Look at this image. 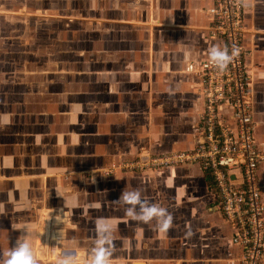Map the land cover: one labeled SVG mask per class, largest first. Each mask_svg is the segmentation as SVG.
<instances>
[{"label": "crops", "instance_id": "1", "mask_svg": "<svg viewBox=\"0 0 264 264\" xmlns=\"http://www.w3.org/2000/svg\"><path fill=\"white\" fill-rule=\"evenodd\" d=\"M212 6L70 0L57 10L41 0L26 7L44 25L51 18L62 26L57 34L46 27V43L22 52L12 90L0 93V256L19 239L29 240L37 264H53L55 251L73 242L86 253L96 222L105 219L116 226L112 264H227L238 257L213 182L197 165L103 174L140 152H186L200 142V90L183 71L222 47L209 37ZM243 21L255 141L264 153V0H245ZM259 179L264 201V162ZM129 190L172 214L166 235L154 222L125 215L118 200Z\"/></svg>", "mask_w": 264, "mask_h": 264}, {"label": "built area", "instance_id": "2", "mask_svg": "<svg viewBox=\"0 0 264 264\" xmlns=\"http://www.w3.org/2000/svg\"><path fill=\"white\" fill-rule=\"evenodd\" d=\"M244 4L245 0H213L207 11L210 39L238 52L227 70L218 72L207 58L187 63L183 71L197 80L200 90V142L186 152L155 156L140 152L132 160L113 164L103 174L121 170L153 175L165 169L197 165L211 178L220 212L231 231V243L240 251L227 264H262L264 201L259 167L264 153L255 141L252 70L248 64L251 52L243 42ZM61 250L55 251V257ZM45 262L48 264L50 259Z\"/></svg>", "mask_w": 264, "mask_h": 264}, {"label": "clouds", "instance_id": "3", "mask_svg": "<svg viewBox=\"0 0 264 264\" xmlns=\"http://www.w3.org/2000/svg\"><path fill=\"white\" fill-rule=\"evenodd\" d=\"M237 54L235 48L230 51L221 46H213L208 51L210 63L220 73L227 70ZM118 202L125 206L124 212L127 217L146 225L154 222L156 230L162 235H166L173 227L172 214L165 207L143 199L140 190L123 191ZM115 227L109 220H98L94 228L93 244L86 253L79 250L78 242H73L62 248L56 256L55 264H81V261L83 264H112ZM0 264H37L29 240L19 239L14 247L0 256Z\"/></svg>", "mask_w": 264, "mask_h": 264}, {"label": "rangeland", "instance_id": "4", "mask_svg": "<svg viewBox=\"0 0 264 264\" xmlns=\"http://www.w3.org/2000/svg\"><path fill=\"white\" fill-rule=\"evenodd\" d=\"M47 1L52 3L57 10L65 6V1L70 2V0ZM40 4L41 0H0V93H6L5 96H8V93L12 90L11 84H14L12 81L15 80V78L11 79L12 75L23 68L24 58L20 57L22 52H32L38 44L44 45L46 43V32L44 31L46 27L51 29V33L55 31V34H57L62 26V21L51 18H46L50 23L46 26L47 24L44 25L45 22L42 21V18H34L28 15L30 13H28L26 7L36 8ZM51 16L57 18L59 13L54 12ZM26 25L29 30L26 29ZM30 37H37L35 44L29 40ZM27 40L29 41L25 47L19 44L20 41ZM32 59L36 60L35 57L29 56L27 61L31 62ZM1 99L0 95V101Z\"/></svg>", "mask_w": 264, "mask_h": 264}, {"label": "bare ground", "instance_id": "5", "mask_svg": "<svg viewBox=\"0 0 264 264\" xmlns=\"http://www.w3.org/2000/svg\"><path fill=\"white\" fill-rule=\"evenodd\" d=\"M48 220V219H47ZM48 226V225H47ZM48 229V228H47Z\"/></svg>", "mask_w": 264, "mask_h": 264}, {"label": "trees", "instance_id": "6", "mask_svg": "<svg viewBox=\"0 0 264 264\" xmlns=\"http://www.w3.org/2000/svg\"><path fill=\"white\" fill-rule=\"evenodd\" d=\"M209 181V180H208Z\"/></svg>", "mask_w": 264, "mask_h": 264}]
</instances>
